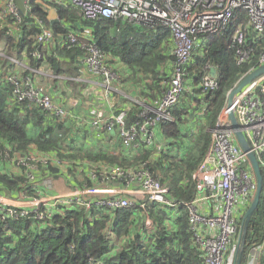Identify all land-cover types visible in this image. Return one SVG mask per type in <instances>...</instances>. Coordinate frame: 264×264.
Returning a JSON list of instances; mask_svg holds the SVG:
<instances>
[{"label":"trees","instance_id":"16d2710c","mask_svg":"<svg viewBox=\"0 0 264 264\" xmlns=\"http://www.w3.org/2000/svg\"><path fill=\"white\" fill-rule=\"evenodd\" d=\"M50 5L59 23L51 25L42 7L36 0H31L29 12L22 16V25L17 28L20 31L18 38L4 36L6 55L21 59L22 54H25L31 66H38L30 53L39 51L40 63L49 66L54 76L78 78L82 70L90 76L83 64L88 53L81 48L94 44L103 56L105 65L115 76L112 87L119 95L110 94L115 99L113 113L126 112V128L139 123L143 108L130 99H138L148 105L155 104L162 99L173 75L176 60L170 31L161 26L148 28L121 20L89 22L72 7ZM36 19L42 27L51 30L54 43L55 38H59L52 45L53 50L48 45L49 48L42 52L37 46L35 38L41 27ZM86 29L89 32L84 33ZM237 29L243 35L241 48L249 52L247 61L241 65L236 63L238 47L233 45ZM71 33L78 41L66 50L61 44ZM263 49L264 39L256 36L248 25L246 15L236 11L227 31L204 37L184 66L183 92L170 110L172 122L162 123L154 130L155 140L150 145L137 139V149L124 147L115 128L111 132L105 129L95 132L88 122L91 118L90 109L83 112L86 121L62 122L36 107L12 103L10 86L1 83L2 78L11 72L7 69L0 75V194L6 192L13 196L24 193L32 197L31 185L40 184L42 180L59 174L77 188H99L102 184L113 188L118 186V182L107 175L104 176V183H101L99 180H90L89 174L93 172L98 175L102 166L132 169L145 165L168 189V200L175 204L177 210L175 215L171 207L147 205L146 212L152 226L150 233H145V215L137 208L119 209L111 216L103 207H94L88 212L73 209L63 216L48 218L47 222L52 223V228L40 232L32 229L39 226L33 220L2 224L0 264H87L88 257L101 259L104 264H205L203 253L190 231L187 209L182 204L195 198L192 175L205 155L210 135L204 134L206 127L198 119L197 136H194L192 146H189L186 143V129H196L197 110H201L200 116L213 129L217 116L225 107L227 92L257 67ZM66 60L68 64L61 65ZM110 60L116 64L115 68L110 65ZM207 66L216 70L217 88L212 91H203L200 87L203 77L209 73ZM56 80L50 79L45 83L47 93L54 101L51 84ZM92 80L97 82L99 78ZM73 84L83 88L75 96L79 97L80 104L87 105L83 101L87 98L84 91L89 85L84 83L83 87L79 82ZM73 84L67 82L66 88L67 85L75 88ZM188 84L191 91L186 89L185 85ZM123 94L128 97L124 98ZM137 94L141 98L135 96ZM89 97L88 103L92 104ZM7 99H10V105ZM60 101L57 99L56 102ZM113 141L119 143L114 154L96 148L98 143L101 146ZM32 155L56 160L54 164L36 163L35 172L27 166L17 168L16 162L11 161L16 156L27 158ZM9 166L14 171H10ZM28 174H32V181ZM262 216L263 196L248 223L240 264H246V252L251 247L264 241ZM170 222L172 225H169ZM125 237L128 239L115 250V245ZM72 245L74 250L70 252ZM258 264H264V252Z\"/></svg>","mask_w":264,"mask_h":264},{"label":"built area","instance_id":"2783aa9c","mask_svg":"<svg viewBox=\"0 0 264 264\" xmlns=\"http://www.w3.org/2000/svg\"><path fill=\"white\" fill-rule=\"evenodd\" d=\"M22 1L23 12L18 8L16 0H0V25L11 21L13 27L18 28L22 24V15L29 12L31 0ZM49 2L72 7L78 11L80 17L89 22L103 19L121 20L148 28L161 26L170 31L176 62L168 88L162 99L153 105L130 99L135 105L142 106L143 110L140 114L141 121L128 128L125 127L126 112L114 114L112 111L115 99L110 94L119 95L112 87L114 74L107 68L103 56L94 44H87L85 48H81L88 53L83 60L85 69L92 78H99L97 82L93 80L86 82L89 86L84 91L86 97L91 96L92 103H95V100L98 103L90 109L91 118L88 122L91 128L95 132L103 129L111 132L115 128L123 146L133 149H137L136 142L139 138L146 145L152 144L155 140L154 130L162 123L172 122L170 110L183 92L185 76L183 68L204 37L227 31L234 13L242 11L256 36L264 39V0H49ZM37 4L42 8L46 7L44 3ZM38 24L41 31L35 41L41 48L53 42V33L42 27L40 22ZM13 32L14 35L20 33L18 29ZM77 41L78 38L71 33L64 38L61 46L69 50ZM242 44L243 35L237 29L233 37V45L238 47L235 53L237 65L245 63L249 57V52L241 48ZM30 57L38 66H31V61L25 54H22L21 59L8 57L12 71L2 78L1 83L10 86L12 103L36 107L56 121L85 120L84 116L80 118L75 113H69L62 102H56L49 96L45 83L55 76L49 66L40 63L39 51L31 52ZM263 65L264 49L259 56L257 67L251 70ZM210 68L213 67H206L208 72ZM32 69L36 70L34 74L39 77L26 75ZM200 87L203 91L215 90L216 79L209 78L207 74L203 77ZM93 88L97 92L93 93ZM230 110L257 161L263 179L261 196L264 237V74L233 98ZM230 110L224 107L217 116L208 148L192 175L195 198L182 204L187 209L190 231L194 242L203 253L205 264L235 263L240 248L239 232L244 215L257 190L251 162L241 150L231 129L228 120ZM54 160L34 155L27 158L16 156L11 159L12 162H16L15 167L27 166L32 172L36 170V163L54 164ZM105 175L118 182L120 187L85 186L70 189L67 194L54 195L47 192L51 186L50 180L44 179L40 184L31 185L32 197L24 193L19 194L17 205H11L6 195L0 194V225L33 220L39 226L32 229L40 232L52 228V223L47 222L48 218L63 216L73 209L88 212L94 207H103L110 216L119 209L137 208L145 215V222L151 224L146 212L147 205L175 207V204L168 200V189L145 165L132 169L102 166L98 175L91 172L89 178L104 183ZM27 176L30 181L33 180L32 174ZM203 203L208 204L207 211L201 209ZM69 250L73 252L74 245L70 246ZM263 252L264 241L246 252V264H258ZM87 264L104 262L98 258L88 257Z\"/></svg>","mask_w":264,"mask_h":264},{"label":"crops","instance_id":"0c3cea01","mask_svg":"<svg viewBox=\"0 0 264 264\" xmlns=\"http://www.w3.org/2000/svg\"><path fill=\"white\" fill-rule=\"evenodd\" d=\"M38 2H40V3H44V4H46V7L45 8H42V10H43V12L46 14V18H47V20L48 21H53V20H57V16H56V12H55V10H54V8L52 7V5H50V4H53V3H51V2H49V0H36V3H38ZM23 16V15H22ZM35 20V19H34ZM36 21H38V22H40L39 20H37L36 19ZM28 22V21H27ZM30 22V21H29ZM28 22V23H29ZM49 22V23H50ZM26 23V22H25ZM58 23H59V21H58ZM27 24V23H26ZM22 25V24H21ZM21 27V26H20ZM15 29H17V28H15V27H13V24H12V22L11 21H8L7 23H5V24H2V25H0V41H1V43H0V49H2L3 50V46L5 47V41H4V36H6V35H9V36H11V34H13V36H11V37H13L14 39H17L18 38V36L19 35H14V32H13V30H15ZM87 30V29H86ZM85 31V30H84ZM83 34V33H82ZM56 39V41L57 40H59V38L58 37H56L55 38ZM56 41H55V43H56ZM54 42H51L49 45L51 46L50 47V49H52L53 50V46H54V44H55ZM53 45V46H52ZM49 47H48V44L47 45H44V46H42L41 47V49H42V52L43 51H45L46 49H48ZM4 58V63L3 64H1L0 65V75H2L3 73H5V71L7 70V69H10L11 70V64L8 62V61H10L9 59H8V56H4V55H2V54H0V58ZM57 58V57H56ZM58 60H60L59 58H58ZM63 63H61V65H63V66H66L68 63H67V60L66 61H62ZM12 71V70H11ZM34 73H36V70H31L30 72H28L27 73V75L28 76H31V77H39V76H36ZM34 74V75H33ZM28 76H26V77H28ZM55 79H57V80H64V83H65V81L66 82H72V84L73 83H77V82H79V84H82L83 85V87L85 86V84L84 83H86V82H89V81H91L92 80V78L86 73V72H84L83 70H82V75H81V77H78V78H71V77H58L57 76V78H56V76H55ZM54 79V80H55ZM91 79V80H90ZM36 80H38V79H36ZM56 80V81H57ZM84 82V83H83ZM63 83V84H64ZM74 85V84H73ZM55 86H56V84H52V88H55ZM67 91H69V90H63V92L65 93V94H67V93H69V94H67L66 96H64L63 97V94H61V93H58L57 95H59L61 98H62V100L63 101H65L66 99H70V97H69V95H71L73 98H76V96H73V94H71V91H69V92H67ZM122 96V95H121ZM123 97L124 98H126V97H128V96H126V95H124L123 94ZM7 100H9V101H7V104L8 105H10V99H7ZM89 104V105H88ZM87 105H86V107L87 106H90L91 108L90 109H93L94 108V106H95V103H92V104H90V103H88ZM85 110H86V108H84ZM85 110H83V108L81 107V104L79 103V99H76V101H75V107H74V109L72 110V112L73 113H75L78 117H80V118H82V113L83 112H86ZM85 119V118H84ZM86 120V119H85ZM76 122V121H75ZM78 123V122H77ZM81 136V135H80ZM88 144V143H87ZM117 144V145H116ZM119 143H116L115 141H113V142H110L109 144H102L101 146H99V143L97 144L98 145V147H96V148H105L107 151H109V152H112L113 154H114V152H115V148H119V145H118ZM88 145H90V144H88ZM91 146V145H90ZM9 168H10V171H14V168H12V167H10L9 166ZM14 173V172H13ZM83 177H85V175H83ZM48 180H50V181H52L51 182V186H50V188L49 189H47V192L48 193H51V194H67V192H69V190L70 189H74L76 186H73L72 184H70V183H67V180H66V177H64V175H55V176H53V177H51V178H47ZM107 186V184H102L101 186H99V188H108V187H106ZM109 186V185H108ZM77 188V187H76ZM113 188H116V186L115 187H113ZM4 194L6 195V197L8 198L7 199V201L12 205H17L18 204V202H17V200H19L20 199V195L18 194V193H16V195H13V196H11V195H9V194H7L6 192H4ZM201 209L202 210H205V211H207L208 210V204L207 203H203V204H201ZM173 210H175L173 213L176 215V210H177V207L175 206V207H173ZM144 220H146V218H144ZM174 220V219H173ZM173 220L171 221V222H173ZM169 223V225H172V223ZM145 233H150L151 232V230H152V226H151V224L149 223L148 224V222H145ZM137 230H138V232L139 233H141V229L139 228V227H137ZM128 239V237H125V238H123V240L121 241V242H123V241H126ZM121 242H119V243H117L116 245H119L120 246V243ZM115 245V250L117 249V248H119V246H116Z\"/></svg>","mask_w":264,"mask_h":264},{"label":"water","instance_id":"95a60500","mask_svg":"<svg viewBox=\"0 0 264 264\" xmlns=\"http://www.w3.org/2000/svg\"><path fill=\"white\" fill-rule=\"evenodd\" d=\"M16 4H17L18 8L23 12L24 11L23 1L22 0H16ZM57 23H58V20H53L50 22L51 25H54ZM263 74H264V65L257 68V69L251 70L247 74H245L227 92L226 97H225V109L230 110V108L232 106L233 98L238 93H240L246 86H248L252 81H254L255 79H257L258 77H260ZM208 76H209V78L216 79V70L214 68H210ZM228 120L230 121L231 129L233 130V132L235 134V137L237 139V142H238L241 150L244 153H246L248 159L251 162V165H252V168H253V171L255 174V178H256V184H257L256 193L253 197V200H252L249 208L247 209V211L244 215L243 225H242V228L239 232L240 248H239V251L237 253L234 264H240L241 258H242V249H243L244 243H245V234H246L247 226H248V223H249L252 215L256 211L257 206L259 204V200H260V197L262 194V189H263V179H262L261 173L259 171L257 161H256L252 151L250 150L247 142L245 141L244 136H243L242 132L240 131L239 126L237 125L235 118H234V115H233L231 110L228 112Z\"/></svg>","mask_w":264,"mask_h":264},{"label":"rangeland","instance_id":"374dc122","mask_svg":"<svg viewBox=\"0 0 264 264\" xmlns=\"http://www.w3.org/2000/svg\"><path fill=\"white\" fill-rule=\"evenodd\" d=\"M86 32H89L88 30H85V32L84 33H86ZM0 43H1V41H0ZM0 54H2V55H6V51H5V49H0ZM6 56H8V57H10V56H13V55H6ZM4 58L2 57V58H0V65L1 64H3L4 62ZM110 65L111 66H113L114 68H115V66H116V64L115 63H112L111 62V60H110ZM27 75V74H26ZM57 78V77H56ZM55 79V78H54ZM38 82L40 83V81L38 80ZM50 83V82H49ZM64 83V80H57L56 82L54 81V83H52V84H56V86H55V88L53 89V92H54V94H55V100L57 101V99H59V100H61L60 102H62L63 104H64V106L66 107V109H67V111L69 112V113H71L72 114V110L74 109V107H75V101H76V99H79V97L77 96L76 98H74L73 100H74V102L71 100V98H72V96L71 95H69V97H70V99H66L65 101H63L62 100V98L59 96V95H57L58 93H61V94H63V97L64 96H66L67 94H69V93H67V94H65L64 92H63V90H69V91H71V94H73V96H75V95H79L80 93H81V89H83L81 86H77V87H75L74 85V87L75 88H73L72 86H68L67 85V88H66V81H65V83ZM51 84V85H52ZM186 86V89L187 88H189L187 91H191V88H190V86H189V84L188 85H185ZM81 90V91H80ZM69 91H67V92H69ZM92 92L93 93H95V92H97V90L96 89H92ZM135 96H137V97H139V98H141V96L140 95H135ZM57 98V99H56ZM89 97H87V99H85L83 102H87V104H88V101H89V99H88ZM98 98V97H97ZM96 98V99H97ZM136 101H138L139 103H142V101H140V100H138V99H135ZM95 104H98L97 103V101L95 100ZM89 105V104H88ZM81 106H83V103H81ZM84 108H86V110L84 109ZM91 107L90 106H87L86 107V105H84L83 106V110H85L86 112H88V110L90 109ZM200 113H201V110H197L196 112H195V118H196V120H195V127H196V129L195 130H193V129H191L190 127H187V131H188V138L186 139V143L189 145V146H192V142L194 141V136H197V126H199V124H197L196 123V121L199 119L201 122V124H203V125H205V127H206V131H205V133L204 134H209L210 135V137H211V133H212V129H211V127L207 124V121L205 120V118H203V116H200ZM83 114V113H82ZM69 122H74V120L73 121H69ZM206 123V124H205ZM186 136H187V134H186ZM210 140V139H209ZM210 142V141H209ZM105 149V148H104ZM50 182H52V181H50ZM144 222H145V220H144Z\"/></svg>","mask_w":264,"mask_h":264},{"label":"bare ground","instance_id":"6f19581e","mask_svg":"<svg viewBox=\"0 0 264 264\" xmlns=\"http://www.w3.org/2000/svg\"><path fill=\"white\" fill-rule=\"evenodd\" d=\"M56 160V159H55ZM59 162V161H58ZM60 163V162H59ZM53 166H55V165H53ZM58 167H59V165H58Z\"/></svg>","mask_w":264,"mask_h":264}]
</instances>
